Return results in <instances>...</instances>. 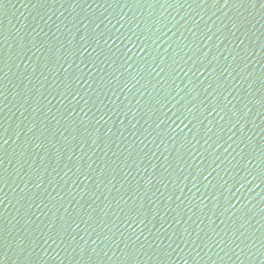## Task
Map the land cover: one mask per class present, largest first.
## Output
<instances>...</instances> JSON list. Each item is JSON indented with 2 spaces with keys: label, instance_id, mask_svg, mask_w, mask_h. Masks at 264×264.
<instances>
[{
  "label": "water",
  "instance_id": "1",
  "mask_svg": "<svg viewBox=\"0 0 264 264\" xmlns=\"http://www.w3.org/2000/svg\"><path fill=\"white\" fill-rule=\"evenodd\" d=\"M0 264H264V2L0 0Z\"/></svg>",
  "mask_w": 264,
  "mask_h": 264
},
{
  "label": "snow or ice",
  "instance_id": "2",
  "mask_svg": "<svg viewBox=\"0 0 264 264\" xmlns=\"http://www.w3.org/2000/svg\"><path fill=\"white\" fill-rule=\"evenodd\" d=\"M262 2H264V0H262ZM228 3V0H225V4H227Z\"/></svg>",
  "mask_w": 264,
  "mask_h": 264
}]
</instances>
